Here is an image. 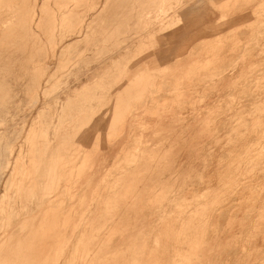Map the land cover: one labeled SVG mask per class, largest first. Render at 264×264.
<instances>
[{
  "label": "rangeland",
  "instance_id": "1",
  "mask_svg": "<svg viewBox=\"0 0 264 264\" xmlns=\"http://www.w3.org/2000/svg\"><path fill=\"white\" fill-rule=\"evenodd\" d=\"M0 224V264H264V0H0Z\"/></svg>",
  "mask_w": 264,
  "mask_h": 264
},
{
  "label": "bare ground",
  "instance_id": "2",
  "mask_svg": "<svg viewBox=\"0 0 264 264\" xmlns=\"http://www.w3.org/2000/svg\"><path fill=\"white\" fill-rule=\"evenodd\" d=\"M83 1V0H82ZM105 1V0H104ZM110 1V0H109ZM62 2V1H61ZM67 3V2H66ZM108 3V2H107ZM106 3V4H107ZM157 3H158V1H157ZM37 4V3H36ZM42 3H40V5H41ZM47 4V3H46ZM58 4H60V3H58ZM63 4V3H62ZM76 4V3H75ZM40 5H38V6H40ZM105 7V6H104ZM103 7V8H104ZM107 7H108V5H107ZM37 8H39V7H37ZM34 9V8H33ZM41 9V8H40ZM128 9V8H127ZM35 10V9H34ZM42 10V9H41ZM66 10V9H65ZM75 10V9H74ZM104 10V9H103ZM146 11V10H145ZM72 12V11H71ZM137 12V11H136ZM174 12V11H173ZM69 14H70V12H68ZM124 14V13H123ZM143 14V13H142ZM34 14H32V16H33ZM72 15H73V13H72ZM133 15V14H132ZM140 15V14H139ZM34 16H36V14L34 15ZM129 16V15H128ZM96 17V16H95ZM100 17V16H99ZM117 17V16H116ZM59 18V17H58ZM74 18V17H73ZM98 18V17H97ZM144 18V17H143ZM38 19V18H37ZM42 19V18H41ZM63 19V18H62ZM94 19V18H93ZM117 19V18H116ZM39 20V19H38ZM146 20V19H145ZM33 21V20H32ZM40 21V20H39ZM49 21H51V20H49ZM64 21V20H63ZM94 21V20H93ZM133 21V20H132ZM139 21V20H138ZM143 21V20H142ZM56 22V21H55ZM65 22V21H64ZM31 23V22H30ZM49 23V22H48ZM109 23H110V21H109ZM118 23V22H117ZM37 24V23H36ZM51 24V23H50ZM58 24V23H57ZM141 24V23H140ZM40 25V24H39ZM27 26V25H26ZM34 26V25H33ZM38 26V25H37ZM112 26V25H111ZM31 27H32V25H31ZM30 27V28H31ZM36 27V26H35ZM39 27V26H38ZM141 27V26H140ZM144 27V26H143ZM142 27V28H143ZM34 29V28H33ZM52 29V28H51ZM70 30V29H69ZM110 30V29H109ZM32 31V29L30 30V32ZM105 31V30H104ZM32 32H34V31H32ZM31 32V35H33V33ZM36 32V31H35ZM67 32V31H66ZM76 32H78V33H81L82 32V30L80 29L79 31L77 30ZM92 33V32H91ZM37 34V33H36ZM62 34V33H61ZM64 34V33H63ZM144 34V33H143ZM102 35V34H101ZM241 35H243V34H241ZM240 35V36H241ZM41 36V35H40ZM86 36V35H85ZM91 36V35H90ZM38 37V36H37ZM84 37V36H83ZM93 37V36H92ZM95 37V36H94ZM128 38V37H127ZM130 38V37H129ZM91 39V38H90ZM95 39V38H94ZM103 41V40H102ZM101 43V42H100ZM40 44V43H39ZM68 44V43H67ZM46 45V44H45ZM104 45V44H103ZM115 45V44H114ZM65 46V45H64ZM92 46V45H91ZM97 46V45H96ZM195 46V45H194ZM39 48V47H38ZM43 49V48H42ZM85 50V49H84ZM96 50V49H95ZM98 50H99V48H98ZM124 51V50H123ZM36 52V51H35ZM95 52V51H94ZM67 53V52H66ZM42 55V54H41ZM68 55V54H67ZM62 56V55H61ZM38 57H39V55H38ZM65 57V56H64ZM67 57V56H66ZM76 57V56H75ZM34 58V57H33ZM62 58V57H61ZM109 58V57H108ZM34 60V59H33ZM104 60V59H103ZM39 61V60H38ZM107 61V60H106ZM40 62H41V60H40ZM104 62V61H103ZM32 63V62H31ZM36 64V63H35ZM36 66V65H35ZM72 66V65H71ZM37 67V66H36ZM39 67V66H38ZM41 67V66H40ZM35 68V67H34ZM56 69V68H55ZM58 69V68H57ZM62 70V69H61ZM53 72V71H52ZM219 72V71H218ZM54 76V75H53ZM256 77V76H255ZM60 79V78H59ZM255 79V78H254ZM249 81V80H248ZM246 84V83H245ZM244 86V85H243ZM253 86H254V84H253ZM134 88V87H133ZM233 90V89H232ZM245 92V91H244ZM249 94V93H248ZM253 96V95H252ZM243 98V97H242ZM107 104V103H106ZM245 105V104H244ZM137 107V106H136ZM122 111H123V109H122ZM122 116V115H121ZM119 117V116H118ZM114 126V125H113ZM68 168V167H67ZM64 175V174H63ZM62 187V186H61ZM60 191V190H59ZM57 200V199H56ZM54 202V201H53ZM49 204V203H48ZM12 205V204H11ZM32 209V208H31ZM45 209V208H44ZM36 210V209H35ZM13 213V212H12ZM222 214V213H221ZM226 214V213H225ZM36 215V214H35ZM38 215V214H37ZM222 216H223V214H222ZM36 217V216H35ZM225 218V217H224ZM220 219H222V218H220ZM35 221V220H34ZM2 224V223H1ZM0 224V225H1ZM16 228V227H15ZM16 230V229H15ZM12 234H14V233H12ZM32 237H34V236H32ZM76 241V240H75ZM73 243V242H72ZM68 246V245H67ZM71 246V245H70ZM66 248H68V247H66ZM65 248V249H66ZM69 248H71V247H69ZM74 250V249H73ZM71 251V250H70ZM74 252V251H73ZM72 252V253H73ZM234 252V251H233ZM51 253V252H50ZM70 253V252H69ZM70 255V254H69ZM77 255V254H76ZM69 257V256H68ZM66 260V259H65ZM68 260V259H67ZM77 260V259H76ZM63 262H64V260H63ZM63 264V263H62ZM73 264V263H72Z\"/></svg>",
  "mask_w": 264,
  "mask_h": 264
}]
</instances>
